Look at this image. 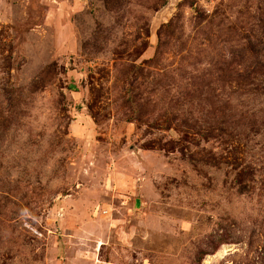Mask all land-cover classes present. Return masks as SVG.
<instances>
[{
    "label": "rangeland",
    "instance_id": "1",
    "mask_svg": "<svg viewBox=\"0 0 264 264\" xmlns=\"http://www.w3.org/2000/svg\"><path fill=\"white\" fill-rule=\"evenodd\" d=\"M224 245L264 264V0H0V264Z\"/></svg>",
    "mask_w": 264,
    "mask_h": 264
},
{
    "label": "bare ground",
    "instance_id": "2",
    "mask_svg": "<svg viewBox=\"0 0 264 264\" xmlns=\"http://www.w3.org/2000/svg\"><path fill=\"white\" fill-rule=\"evenodd\" d=\"M227 253V246L224 245L222 248H220L216 254H214L213 256H207L204 260L202 264H211V259L213 257L215 258H221L223 255H225Z\"/></svg>",
    "mask_w": 264,
    "mask_h": 264
},
{
    "label": "trees",
    "instance_id": "3",
    "mask_svg": "<svg viewBox=\"0 0 264 264\" xmlns=\"http://www.w3.org/2000/svg\"><path fill=\"white\" fill-rule=\"evenodd\" d=\"M156 53H158V51H157ZM151 60H154V58H153V59H151ZM213 251H215V250H213Z\"/></svg>",
    "mask_w": 264,
    "mask_h": 264
}]
</instances>
